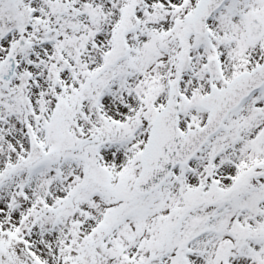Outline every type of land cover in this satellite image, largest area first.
<instances>
[{
  "label": "snow or ice",
  "instance_id": "1",
  "mask_svg": "<svg viewBox=\"0 0 264 264\" xmlns=\"http://www.w3.org/2000/svg\"><path fill=\"white\" fill-rule=\"evenodd\" d=\"M0 264H264V0H0Z\"/></svg>",
  "mask_w": 264,
  "mask_h": 264
}]
</instances>
